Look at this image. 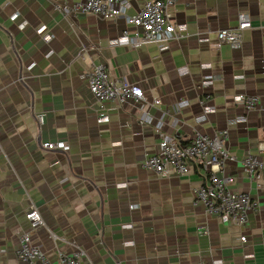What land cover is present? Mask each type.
Listing matches in <instances>:
<instances>
[{"label":"crops","instance_id":"1","mask_svg":"<svg viewBox=\"0 0 264 264\" xmlns=\"http://www.w3.org/2000/svg\"><path fill=\"white\" fill-rule=\"evenodd\" d=\"M54 2L0 0V264H25L16 250L31 229L30 203L46 225L32 231L31 241L53 263L74 242L94 264H264V190L241 162L223 168L234 177L233 189L258 200L241 226L195 203L194 189L206 180L199 163L190 161L183 176L144 166L162 133L187 144L196 132L227 130L225 147L237 158L257 151L264 141V0H175L171 20L185 25V36L166 50L110 46L136 27L122 17H64ZM129 2L127 13H136L141 0ZM239 12L252 26L234 49L216 30L233 27ZM41 25L44 35L36 32ZM85 45L101 51L80 57ZM100 63L110 79L138 86L145 100L97 101L86 73ZM207 72L215 81L204 91L199 81ZM204 92L216 110L197 123ZM239 93L256 96L257 106L246 111L233 100ZM181 100L187 103L176 108ZM102 114L108 122H97ZM59 141L68 150L43 147ZM47 229L63 239L54 241Z\"/></svg>","mask_w":264,"mask_h":264},{"label":"built area","instance_id":"2","mask_svg":"<svg viewBox=\"0 0 264 264\" xmlns=\"http://www.w3.org/2000/svg\"><path fill=\"white\" fill-rule=\"evenodd\" d=\"M175 0H141V6L134 14H128L130 8L129 0H81L74 3H67L65 0H56L54 6L64 17H71L78 14H94L103 18L122 17L128 24L134 25L137 31L129 33L124 29L119 36L108 41L110 46L142 44H157L160 50L168 48V42L173 39L182 38L185 33L184 24H175L171 20L169 9ZM16 14L12 15L15 18ZM251 20L245 12L237 14V22L233 27H226L216 30L217 39L220 42L229 44L236 49L242 44L243 34L251 28ZM36 32L44 35V26H38ZM48 38V36H45ZM96 49L101 51V46H83L80 50V57L83 54ZM203 68H209V63H203ZM179 72H187L186 66L179 67ZM88 88L95 99L99 102L116 101L123 103L128 100H145L143 91L136 85L125 80H112L104 64H92L91 69L86 73ZM240 77V76H239ZM215 81L212 73H205L199 86L206 91ZM210 94L204 92L200 98L201 113L195 118L197 123L203 122L207 114L213 113L215 106L208 103ZM237 104H241L246 111H250L258 104V98L253 95L239 93L233 96ZM153 103H157L155 100ZM187 102L179 101L177 107H182ZM175 108V106H174ZM243 118V117H242ZM238 118V119H242ZM38 122H43L42 114L37 116ZM109 116L102 114L98 116L97 122H108ZM157 128L161 122H156ZM227 130H222L212 135L196 132L187 144H180L175 137L169 133H162L158 144V151L149 155L144 166L150 168L159 176L170 175L175 172L178 175L189 173L190 161L199 163L206 172V180L194 189L195 203H201L207 214L214 215L222 222L232 223L238 226L247 222V215L250 211L258 209V200L253 198L249 192L233 189L234 177L225 174L224 164L227 161L241 162L249 178L255 183L256 188L264 190V141L258 146L256 152H247L242 158H237L225 147ZM46 149L68 150V145L62 141L47 142L43 144ZM25 215L30 223L31 229L20 234L19 247L16 255L25 264H94L86 250L72 242V250L64 252L59 250L57 262L49 260L41 248L31 241L32 231L41 227L46 228L35 204L30 203ZM49 236L54 240H62L55 232L47 229ZM240 240L245 242V236L241 235ZM246 258L253 257V254H245ZM199 264H214L212 262H201Z\"/></svg>","mask_w":264,"mask_h":264}]
</instances>
